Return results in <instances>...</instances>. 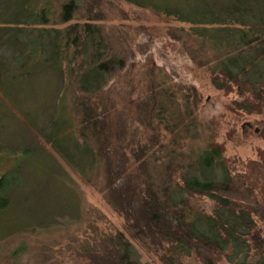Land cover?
Masks as SVG:
<instances>
[{"label": "trees", "instance_id": "trees-1", "mask_svg": "<svg viewBox=\"0 0 264 264\" xmlns=\"http://www.w3.org/2000/svg\"><path fill=\"white\" fill-rule=\"evenodd\" d=\"M22 120L49 150L15 145ZM59 160L119 225L96 206L82 228L57 220L78 199ZM1 239L0 264H153L136 245L161 264H264V0H0Z\"/></svg>", "mask_w": 264, "mask_h": 264}, {"label": "rangeland", "instance_id": "rangeland-1", "mask_svg": "<svg viewBox=\"0 0 264 264\" xmlns=\"http://www.w3.org/2000/svg\"><path fill=\"white\" fill-rule=\"evenodd\" d=\"M106 8V10H110L108 6H104ZM111 11V10H110ZM112 13V12H111ZM126 15H128V12ZM140 17L142 22L147 23V24H156L159 26L158 29H152L151 32L154 34L156 33H160L163 34V22L162 20H160L159 17H157L156 15H153L149 10L146 9V11H143L142 13H140ZM116 20V18L114 19V21ZM111 21V20H110ZM126 22H130L129 20H126ZM133 22V21H132ZM144 31H146V33H148L149 31L146 30L145 28H143ZM137 39H143V36L138 34ZM150 47L149 50L147 52H145L144 54L139 55V57L142 59L145 57V61L146 63H148L149 61H153L156 64H159V60L157 57H155L154 55V51L153 48L151 46V44H149ZM138 56V55H137ZM180 68L185 72V75L189 74L188 76L194 75V77L197 76V78H195L197 81L199 79H204L203 78V74H201L200 69H195V70H188L187 65H182L180 66ZM134 70V69H132ZM192 72V73H191ZM186 75V76H187ZM187 76V77H188ZM198 85V83H197ZM221 93L220 92H213V93H208L205 96V101L202 103V107L200 108L201 114H211V113H215L217 111H219L220 109V102H221ZM114 109V108H113ZM249 121V124H245L244 126L241 125V123L243 121ZM238 130L240 132V134L242 135L243 139L246 140V142L240 141V143L238 142V146H237V150L241 153V154H248L250 152V147H251V143L250 140H256L257 138L253 137L252 135L257 134L260 131V126L259 124L255 123L252 119L250 118H244L243 120H241L238 123ZM15 134H17V137L14 136V141H15V145H19V143H23L26 144L28 146H42L44 149L49 150L48 149V144H46V142L43 140V138L25 121H21L18 123V125L15 128ZM252 137V138H251ZM232 146H230L228 144V150H231ZM42 162L46 163V160L43 158H40ZM61 163V166L63 167V170H61L59 173L61 175L62 178L65 179V182H67L68 184H73L74 189H75V194L78 199L77 200V206L76 208H73L71 211L66 210V215L64 214L63 216H60L57 220L62 219V220H66L65 218H68L69 221H74L77 219H80L76 222H72L69 223L68 226H66L65 228L69 229L71 227L80 225V227L82 228V226H84V224L86 223L87 218L92 217L93 214V209L92 206H96L101 213L103 214V216L105 218H107L108 220L112 221L113 223H116L117 225H119L118 221L121 220L119 219L117 216L113 215L112 213H110L107 209V207L104 205V203L98 198L97 193L94 191V189L92 188V186H90L88 183H86L82 177L80 176V173L76 170L73 169L72 167L68 166L65 162H63L62 160H59ZM3 168V167H2ZM43 169V168H42ZM63 172V173H62ZM34 175L36 176H42L43 172L40 170L35 171ZM30 176H32L30 174ZM91 209V210H90ZM15 210H18V208L16 207ZM54 222V223H51ZM50 225L48 226H55L59 223H57L58 221H51ZM50 235L55 236L58 235V232H50ZM23 238V236H22ZM23 241V240H21ZM7 241H3L2 239L0 240V254L4 251L5 249V245H9L6 244ZM25 242V240L23 241ZM26 248L27 250L30 248V244L29 242L26 240ZM135 247V246H134ZM31 250V249H30ZM158 250V249H157ZM19 254H21V257H23L25 255V253L23 252H19ZM156 251L155 249L151 248V246L148 247H144L142 245H136L135 247V255H137L142 262L147 261L148 263H153V264H161L159 261L156 260ZM71 260H69L68 262H59L58 264H72L73 261H75V258L73 256H71L70 258ZM15 264H18V262H16Z\"/></svg>", "mask_w": 264, "mask_h": 264}, {"label": "water", "instance_id": "water-1", "mask_svg": "<svg viewBox=\"0 0 264 264\" xmlns=\"http://www.w3.org/2000/svg\"><path fill=\"white\" fill-rule=\"evenodd\" d=\"M249 123H250L249 121H246V120H245V121H243V122L241 123V125L244 126L245 124H249Z\"/></svg>", "mask_w": 264, "mask_h": 264}]
</instances>
